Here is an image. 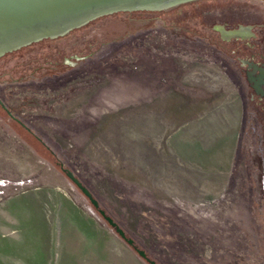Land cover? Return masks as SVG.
Returning a JSON list of instances; mask_svg holds the SVG:
<instances>
[{"label": "water", "instance_id": "95a60500", "mask_svg": "<svg viewBox=\"0 0 264 264\" xmlns=\"http://www.w3.org/2000/svg\"><path fill=\"white\" fill-rule=\"evenodd\" d=\"M184 1L0 0V202L44 188L67 192L151 264H264V9L203 2L175 9L162 29L112 40L125 24L108 14ZM247 17L255 19L242 24ZM229 19L239 24L225 26ZM210 61L246 96L244 138L219 206L200 221H178L83 167L58 114L66 95L101 86L130 100L178 97L196 109L202 97L181 74Z\"/></svg>", "mask_w": 264, "mask_h": 264}, {"label": "rangeland", "instance_id": "374dc122", "mask_svg": "<svg viewBox=\"0 0 264 264\" xmlns=\"http://www.w3.org/2000/svg\"><path fill=\"white\" fill-rule=\"evenodd\" d=\"M178 97L130 100L101 86L65 96L61 122L79 162L164 216L200 221L227 196L245 132L241 84L215 61L193 65ZM0 264H151L115 227L71 194L51 188L0 202Z\"/></svg>", "mask_w": 264, "mask_h": 264}, {"label": "trees", "instance_id": "16d2710c", "mask_svg": "<svg viewBox=\"0 0 264 264\" xmlns=\"http://www.w3.org/2000/svg\"><path fill=\"white\" fill-rule=\"evenodd\" d=\"M216 0H187L184 2H180V3H176V4H172V5H167V6H161V7H157L154 9H139V10H132V11H120V12H116V13H112V14H108V15H117V16H121V18H123L124 20H120V22L125 24V31L121 36L118 37H114L112 40H120L121 38H125V37H134L136 35L142 34L146 31H148L149 29L155 27V28H159L162 29L165 26L166 23V17L168 14H170L171 12H173L175 9H182L183 7L187 8H192L193 6H197L203 2H210L213 3ZM226 3L225 5L221 4L218 6H215L213 9H223L224 7H226L227 5H230L232 2L238 1V2H242L245 3L247 5H252L257 7L260 10L264 9V0H225ZM255 18H251L249 19L247 18H243L240 19L243 23H249V21H253ZM88 23V22H87ZM86 23V24H87ZM223 24L226 25H230V24H239L235 21L232 20H226L225 22H223ZM68 33V32H67ZM65 33V34H67ZM103 41V42H102ZM101 42L102 43H106V39L104 37V39L101 37ZM24 47V46H23ZM22 48V47H21ZM14 51L8 52L4 55L10 54ZM3 56V55H2Z\"/></svg>", "mask_w": 264, "mask_h": 264}, {"label": "flooded vegetation", "instance_id": "af4514ba", "mask_svg": "<svg viewBox=\"0 0 264 264\" xmlns=\"http://www.w3.org/2000/svg\"><path fill=\"white\" fill-rule=\"evenodd\" d=\"M256 68H257V67H255V69H256ZM252 77H253V76H252ZM263 77H264V69H261V74L258 76V80H259V79H262V81H263ZM254 78H256V77H254ZM258 80H257V81H258ZM262 81H261V82H262Z\"/></svg>", "mask_w": 264, "mask_h": 264}]
</instances>
